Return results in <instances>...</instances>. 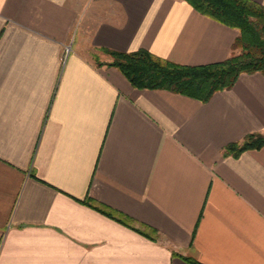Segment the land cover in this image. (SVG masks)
<instances>
[{"label": "crops", "instance_id": "obj_1", "mask_svg": "<svg viewBox=\"0 0 264 264\" xmlns=\"http://www.w3.org/2000/svg\"><path fill=\"white\" fill-rule=\"evenodd\" d=\"M238 34L184 0H0V264H264V148L223 156L264 134V75L200 102L96 64Z\"/></svg>", "mask_w": 264, "mask_h": 264}, {"label": "trees", "instance_id": "obj_2", "mask_svg": "<svg viewBox=\"0 0 264 264\" xmlns=\"http://www.w3.org/2000/svg\"><path fill=\"white\" fill-rule=\"evenodd\" d=\"M184 1L201 15L238 30L232 45L234 52L227 59L215 64L184 66L145 49L130 53L102 49L110 58L104 65L118 69L136 89L166 90L200 102H207L216 92L232 88L241 74L264 75V6L251 0ZM262 148L264 134L251 133L240 142L226 145L223 156L236 158L246 151ZM185 260L200 264L192 259Z\"/></svg>", "mask_w": 264, "mask_h": 264}, {"label": "rangeland", "instance_id": "obj_3", "mask_svg": "<svg viewBox=\"0 0 264 264\" xmlns=\"http://www.w3.org/2000/svg\"><path fill=\"white\" fill-rule=\"evenodd\" d=\"M236 53H239V50H237ZM105 55H106V54H105ZM107 58H108V59L106 60V62L103 61V60L101 61V59H99V58L96 59V64H98L100 67H101V66H104L105 63H108V62L110 61V60H109L110 58H109L108 56H107ZM107 61H108V62H107ZM105 66H106V65H105Z\"/></svg>", "mask_w": 264, "mask_h": 264}]
</instances>
